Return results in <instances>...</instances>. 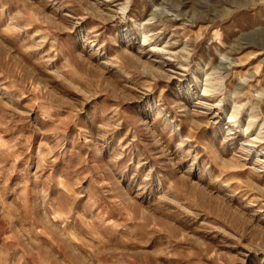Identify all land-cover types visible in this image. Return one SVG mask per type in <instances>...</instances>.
Wrapping results in <instances>:
<instances>
[{
	"label": "rangeland",
	"instance_id": "1",
	"mask_svg": "<svg viewBox=\"0 0 264 264\" xmlns=\"http://www.w3.org/2000/svg\"><path fill=\"white\" fill-rule=\"evenodd\" d=\"M0 264H264V0H0Z\"/></svg>",
	"mask_w": 264,
	"mask_h": 264
}]
</instances>
